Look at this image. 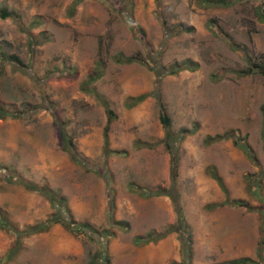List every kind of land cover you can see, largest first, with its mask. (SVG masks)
<instances>
[{"label": "rangeland", "instance_id": "374dc122", "mask_svg": "<svg viewBox=\"0 0 264 264\" xmlns=\"http://www.w3.org/2000/svg\"><path fill=\"white\" fill-rule=\"evenodd\" d=\"M1 9L11 15L0 17V51L22 61L0 58L3 172L53 189L76 221L114 235L90 240L53 223L17 238L0 227V258L18 246L13 259L0 264H89L102 251L108 264H221L240 257L264 264V75L240 74L248 57L258 61L264 54V0L229 6L202 0H0ZM120 55L138 61L119 62ZM186 59L197 63L195 70L166 73ZM141 94L147 96L131 104ZM59 124L83 162L61 148ZM185 130L190 133L183 136ZM222 134L229 136L205 142ZM210 166L227 195L209 177ZM247 178L258 183L250 189ZM226 198L248 208L221 205ZM54 212L44 195L0 176V219L17 231ZM184 226L189 257L179 233ZM159 234L154 242H134L138 235Z\"/></svg>", "mask_w": 264, "mask_h": 264}, {"label": "trees", "instance_id": "16d2710c", "mask_svg": "<svg viewBox=\"0 0 264 264\" xmlns=\"http://www.w3.org/2000/svg\"><path fill=\"white\" fill-rule=\"evenodd\" d=\"M205 4L208 5H215V6H229L232 4L233 0H202ZM0 17L1 18H6L7 16H10L11 14L8 13L5 9H1L0 10ZM180 30L181 31H189L191 30L190 27H183L180 26ZM231 46H234L233 48H238L239 45L235 42L230 41ZM0 58L1 59H7L10 60L12 62H15L17 64H22V61L19 59V57L17 55L14 54H4L2 53V51H0ZM116 60H118L119 62H123V63H131V62H136L138 61L136 58H132L130 56L126 57L123 55H120L118 57H116ZM247 67L243 70L240 71V74L242 75H251V74H255L258 73L260 75H264V54H262L261 58H259L258 61H252L249 57L247 58ZM101 65V64H99ZM98 65V66H99ZM197 66V63L194 62L191 59H186L185 61L179 62V63H174L171 64L167 69H166V73L167 74H175L181 70H195ZM157 73V75H161L160 71H155ZM163 74V73H162ZM98 74H96L95 77H97ZM94 77V78H95ZM145 96H147L146 94H141L137 97H133L130 98V102L131 104H135L137 102L142 101ZM158 104H159V108L161 110V114H160V120L162 122V124L166 127H168L170 125V120L168 118V116L166 115V113L164 112V105L161 102V99L156 96ZM104 103L106 104V101L104 100ZM264 110V107H263ZM105 111H107V115L109 118V121L113 115V112L111 111V109L106 105L105 107ZM109 121H107L104 130H103V147L104 150L107 152L108 151V123ZM58 132H59V136H60V143H61V148L68 152L70 158L75 161V162H83L81 160V157L77 154V152L74 149L73 146V142H71V139L68 137V135L65 132L64 127L59 124L58 125ZM190 132L188 130L183 131V136L186 134H189ZM228 134H222V135H217L215 137H208L207 139H205V142L207 144H210L212 142H216L220 139H227L228 138ZM233 141L235 142V144H240V142L238 141V139H233ZM166 143V147L170 150V143L168 142V140L165 142ZM240 147H242L246 153L251 156L252 151L251 148L249 147V145L247 143H242L240 145ZM174 155V152H172ZM83 166L86 167V165L84 163H82ZM172 169V174H173V179L175 178L176 175V170H177V164L176 161H174V164L171 166ZM174 171V173H173ZM8 173V172H7ZM3 172V167L0 165V176H2L3 178H5L7 181H10L11 183H17L20 184L22 186H24L27 189H30L32 191H38L39 193H41L42 195H44L53 205V207L55 208V212L53 215H51L47 220H45L44 222H40L37 224H33L30 225L28 227H26L25 229H23V231L19 232L17 231V227L12 224L10 221L6 220L5 218H1L0 219V227L3 228H7V229H11L13 231H15L16 237L20 238L23 236H27L30 234H34V233H39L42 231H46L53 223H60L63 224L67 229H69V231H73L75 233H82L85 236H87L88 239L90 240H94V238L96 236L98 237H112L114 235V233L112 232V230H104L103 232H99L96 229H94L93 226H91L90 224L86 223V222H78L76 221L72 214L70 209L67 207L66 203H65V197L60 196L58 193H56L53 189L47 187V186H38L34 183L28 182L24 179L19 178L16 174L15 175H10L8 176V174ZM171 174V175H172ZM208 174L210 175L209 177L213 178L217 184L219 185V187L221 188V190L225 193V195H227V189L225 187V184L221 178V176L216 172L215 167L210 166L208 168ZM249 179V178H247ZM108 181V180H107ZM248 185L249 188L251 189L254 182L258 183L257 179H249ZM257 188L258 185H256L255 188H253L251 191L253 193L257 192ZM149 193H144V195H148ZM172 200H175L174 197ZM231 205V206H242V207H247L248 208V204L246 202H243L241 200L238 199H229L226 198V200H224L221 205ZM112 206V205H111ZM214 206H218V204L214 205ZM181 217V215L179 214V218ZM114 224L116 225H122L121 222H114ZM180 224H184L181 221L177 222V225L179 226V228L181 227ZM183 226V225H182ZM170 230L175 229L174 226L170 227ZM178 228V231H179ZM186 226H184L182 232H179L181 235L180 239H181V243L183 248L186 250L185 256L189 257V250L187 247V237L186 235ZM164 234V233H163ZM162 234H159L158 236H135L134 237V242L136 244H146L149 242H154L158 239H161ZM19 241V239H18ZM17 241V244H18ZM260 243H259V249L264 251V234L261 235L260 237ZM18 247V246H17ZM17 247H11L3 257L0 258V262L4 261V262H9L11 259H13V257L16 255L17 253ZM259 257H261V254H258ZM98 258H100L99 260H102L100 264H108V257L106 256V254L102 251L101 253H97L96 258H93L89 261V264H98ZM176 264V262H175ZM221 264H258L257 261L251 259L250 257H240V258H236Z\"/></svg>", "mask_w": 264, "mask_h": 264}]
</instances>
